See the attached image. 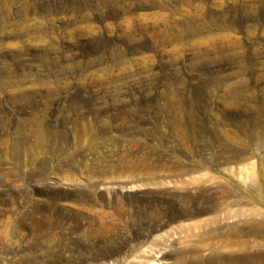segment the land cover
<instances>
[{"label": "rangeland", "instance_id": "rangeland-1", "mask_svg": "<svg viewBox=\"0 0 264 264\" xmlns=\"http://www.w3.org/2000/svg\"><path fill=\"white\" fill-rule=\"evenodd\" d=\"M257 223L264 0H0V264H196Z\"/></svg>", "mask_w": 264, "mask_h": 264}, {"label": "bare ground", "instance_id": "bare-ground-1", "mask_svg": "<svg viewBox=\"0 0 264 264\" xmlns=\"http://www.w3.org/2000/svg\"><path fill=\"white\" fill-rule=\"evenodd\" d=\"M225 218L227 217L223 216V219ZM216 221L218 220L216 219ZM238 221H241V222L227 227L228 232L231 235L235 234V232L237 233L242 232L241 230L244 229V227L248 226L247 225L248 221L246 219H242ZM255 226H256L258 233H261L264 229V227L260 223H257ZM256 250H253V253L251 252V254H249L248 252H245L244 250H238L224 258L216 254L215 255L212 254L210 255L208 259L198 261L196 264H247L248 261H251V260L253 261L254 264H264V249H256Z\"/></svg>", "mask_w": 264, "mask_h": 264}]
</instances>
